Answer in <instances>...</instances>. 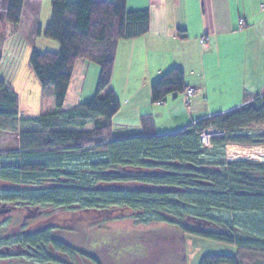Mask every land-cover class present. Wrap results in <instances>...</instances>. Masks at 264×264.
<instances>
[{"label":"trees","instance_id":"obj_1","mask_svg":"<svg viewBox=\"0 0 264 264\" xmlns=\"http://www.w3.org/2000/svg\"><path fill=\"white\" fill-rule=\"evenodd\" d=\"M126 1L51 0L50 21L37 36L59 49L33 50L28 59L42 92L53 99L51 112L20 117L16 94L0 80V138L18 132L13 151L0 147V215L11 209L51 214L29 228L21 223L14 248L37 264H100L73 244L75 225L128 216L137 225H170L182 237L236 248L234 256H203L198 264H264V162L225 160L220 152L227 145H264V133L246 132L264 125V93L171 134L151 133V118L144 117L140 133L120 127L122 134L113 135L119 109L110 90L115 49L145 35L150 19L147 10L128 11ZM22 6L23 0H8L0 37L19 25ZM80 60L98 68L96 94L66 109ZM186 90L180 68L149 89L154 104ZM23 124L30 128L19 131ZM205 130L224 135L205 147ZM62 211L69 217H55Z\"/></svg>","mask_w":264,"mask_h":264},{"label":"crops","instance_id":"obj_2","mask_svg":"<svg viewBox=\"0 0 264 264\" xmlns=\"http://www.w3.org/2000/svg\"><path fill=\"white\" fill-rule=\"evenodd\" d=\"M7 2L0 0L4 11ZM126 7L130 12L147 10L150 19L145 35L120 42L115 49L110 85L119 103L112 118L115 129L140 133L145 117L151 118V133L171 134L264 93V0H127ZM50 10L51 0H23L19 25L0 37V80L15 94L13 81L21 60L28 64L33 50L59 49L56 42L37 36V28L50 21ZM201 37L207 48L198 44ZM172 68L184 72L187 88L195 93L189 99L170 96L164 103H152L150 85ZM89 71L98 78L92 64L76 62L65 103L75 106L90 99L82 97ZM20 113L38 116L24 114L19 105Z\"/></svg>","mask_w":264,"mask_h":264},{"label":"rangeland","instance_id":"obj_3","mask_svg":"<svg viewBox=\"0 0 264 264\" xmlns=\"http://www.w3.org/2000/svg\"><path fill=\"white\" fill-rule=\"evenodd\" d=\"M3 6L0 5V16L5 12ZM92 67L98 70L93 64ZM8 78L13 80L14 76ZM95 80L97 79L94 73L87 72L82 93L83 100L87 97L92 98L96 94ZM13 82L19 98L18 109L20 105L24 114L32 112L39 116L54 109L52 97L47 92H42L41 85L26 60H21V67ZM71 107L73 105L67 100L65 108ZM19 116L23 117V114L20 113ZM29 128L28 125L23 124L19 127V131ZM87 128L90 130L92 126L87 125ZM246 132L252 135L264 133V125L253 126ZM120 134L122 132L113 127V135ZM17 135L18 132L1 134L0 147L3 151L11 152L16 148ZM220 152L225 160L248 159L264 162V145L247 147L227 145ZM10 161L6 159V162ZM50 216V212L37 216L18 209H11L0 215V264H37L14 248L15 236L21 223L24 222L29 228ZM55 217L63 219L68 218L69 215L68 212L62 211L55 213ZM69 237L76 247L93 255L100 264H198L203 256H234L236 253L233 245L189 235L182 237L178 228L170 225H137L131 222L128 216L104 221L99 225L81 221L75 225Z\"/></svg>","mask_w":264,"mask_h":264},{"label":"built area","instance_id":"obj_4","mask_svg":"<svg viewBox=\"0 0 264 264\" xmlns=\"http://www.w3.org/2000/svg\"><path fill=\"white\" fill-rule=\"evenodd\" d=\"M198 44L204 48H207L208 45L206 44V40L204 37L199 38ZM195 93L194 88H187L186 92L184 93V97L186 99L191 98V96ZM224 135L223 133H220L218 131H212V130H205L200 137V141L203 146L209 147L210 145V138L215 137V136H222Z\"/></svg>","mask_w":264,"mask_h":264},{"label":"water","instance_id":"obj_5","mask_svg":"<svg viewBox=\"0 0 264 264\" xmlns=\"http://www.w3.org/2000/svg\"><path fill=\"white\" fill-rule=\"evenodd\" d=\"M7 211H10V210H7Z\"/></svg>","mask_w":264,"mask_h":264}]
</instances>
